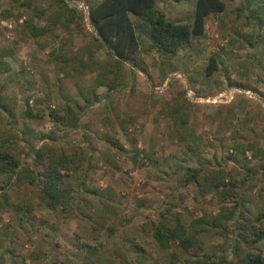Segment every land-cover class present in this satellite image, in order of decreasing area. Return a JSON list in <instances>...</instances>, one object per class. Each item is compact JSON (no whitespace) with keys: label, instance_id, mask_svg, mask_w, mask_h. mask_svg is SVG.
<instances>
[{"label":"rangeland","instance_id":"374dc122","mask_svg":"<svg viewBox=\"0 0 264 264\" xmlns=\"http://www.w3.org/2000/svg\"><path fill=\"white\" fill-rule=\"evenodd\" d=\"M25 1L0 0V54L10 52L5 61L11 68L0 74V94L17 114L16 120L0 114V132L26 138L35 147L47 143L40 139L55 132L56 140L49 146L59 153L88 154L83 162L88 186L99 189L101 199L82 194L78 180L68 178L65 187L74 189L79 204V210L68 217L40 205L29 185L10 188L6 195L0 192V203L6 205L0 208V264H186L190 255L177 243L164 251L155 242L157 223L164 217L171 227L178 219L189 227L193 219L210 217L224 206L214 192L201 194L195 184L186 185L188 168L208 176L217 164L227 171L240 167L243 148L235 150L236 146L253 144L264 153V25L257 21H264V0H224L226 12L207 20L206 35L193 39L175 56L146 45L147 51L137 57L145 72L124 65L126 77L116 82L112 94L107 87H98L96 79L114 59L100 50L91 60L96 49L93 37L98 36L87 6L99 0L75 5L84 14L80 26L58 24L55 34L39 40L24 24L35 20L46 26L49 8L59 10L57 0H30V6L23 5ZM172 1L161 3L170 21L194 20L196 0L183 5ZM242 8L249 11L240 12ZM174 9L185 13L175 15ZM43 10L51 12L49 18L40 14ZM253 10L256 19L247 20ZM4 12L11 16L3 18ZM214 54L219 69L207 77ZM65 59L79 62L66 64ZM83 64L88 67L82 68ZM233 89L238 93L231 103L208 101ZM87 100L92 105L76 130L55 131L47 115L23 118L28 107L48 113L71 101L87 106ZM25 123L34 131V139L23 135ZM189 134L195 136L194 142L185 141ZM253 155L246 152L249 165L261 173L242 189V195L246 213L257 218L264 214V155L257 159ZM31 202L32 213L19 215L18 206ZM236 224L229 223L233 232L228 238L202 236L203 252L214 261L223 257L231 261ZM79 241L96 249L89 256L78 250ZM260 250L264 255V241Z\"/></svg>","mask_w":264,"mask_h":264},{"label":"trees","instance_id":"16d2710c","mask_svg":"<svg viewBox=\"0 0 264 264\" xmlns=\"http://www.w3.org/2000/svg\"><path fill=\"white\" fill-rule=\"evenodd\" d=\"M86 1L69 0L70 3H68L67 0H57L55 4L59 10L53 11L51 7L49 9L52 13L46 10L40 13L43 17L51 16L46 26L40 27L35 24V20H28L24 27L33 39L39 40L55 34L54 27L58 24L69 28L70 24L77 22L80 26L79 24L85 20L84 14L75 5ZM158 1L164 0H99L87 6L89 22L98 36L93 37L96 49L91 53V60L95 59V54L100 50L107 51V54L114 59V64H111L106 72L96 79L98 87H107L109 94L113 93L117 81L125 79L124 65H129L130 68L141 73L145 72V69L138 64L137 57L141 51H147L146 45L165 55L175 56L181 48L190 45L193 39L204 37L209 16L225 13L228 6L224 0H196L194 20L186 23L169 21L165 12L157 7ZM173 1L181 3L193 0ZM23 5L30 6V0H26ZM246 8L239 11L244 12ZM246 11L249 10L246 9ZM255 13L256 11L253 10L251 16H247V20L256 19ZM10 16L9 12L3 13V18ZM257 21L260 27L264 25L262 19L259 18ZM256 43H259L258 40ZM256 43L251 42L250 45L254 47ZM9 55L10 52L7 51L0 54V74L11 71L10 65L5 61ZM69 62L79 61L64 60L66 64ZM80 63L84 61L81 60ZM92 64L95 63L92 62ZM218 64V55H212L206 68L207 77L214 76L219 69ZM87 67L86 64L82 65V68ZM76 71L80 73L79 69ZM109 75H113L112 80L108 79ZM91 105L89 100H87V106L71 101L67 105H58L48 113L44 109L28 107L23 118L35 120L43 119L47 115L55 126V131H64L65 128L76 130L82 127V118ZM6 113L16 120V112L5 103L0 94V114ZM24 129L23 135L33 136L34 139V131L26 123ZM55 140V132H52L47 138L40 139L41 142L48 141L47 143L43 142L40 147H35L26 138L19 140L16 134H9L7 137V133L0 132V192L6 195L10 188H22L24 185H29L34 189L33 196L37 197L40 205L52 211L59 210L70 217L79 210V204L74 189L65 187L68 178L75 177L78 180V190L84 195L98 196L101 199V191L88 186L87 171L83 167L88 154L59 153L57 149L49 146V143ZM195 140V136L190 134L185 138L186 142ZM110 144L124 151L118 143L110 141ZM239 148H243L238 155L243 163L240 167L233 166L230 171L225 170L221 164H217L218 168L210 170L206 176L203 170L188 168L184 175L186 185L195 184L201 194L214 192L224 206L221 211L210 217L202 216L193 219L189 227L184 226L179 219L175 226L171 227L163 217L157 223L153 234L155 242L162 250L167 251L174 243H177L183 252L190 255L184 260L186 264H264V255L260 250V244L264 241V214L257 218L248 216L242 195V189L249 182L257 179L261 173L256 167L249 165L246 152H254L253 157L256 159L264 153L256 149L253 144L236 146L234 149ZM90 153L92 154L93 151ZM261 169L264 172V162ZM230 203L232 206H228ZM5 207L4 203H0L1 209ZM34 209L32 202L25 203L23 206H18V213L26 216ZM232 221L237 223L234 226L237 231H235L236 237L232 246L234 258L228 261L226 257H223L214 261L203 252L202 236L218 235L228 238L233 232L229 226ZM240 221H243L242 224H238ZM78 243L80 246L78 250L86 251L89 256L92 254L91 249H96L83 244L82 241Z\"/></svg>","mask_w":264,"mask_h":264},{"label":"built area","instance_id":"2783aa9c","mask_svg":"<svg viewBox=\"0 0 264 264\" xmlns=\"http://www.w3.org/2000/svg\"><path fill=\"white\" fill-rule=\"evenodd\" d=\"M238 93V90L233 89L230 90L224 94H221L220 96L216 97L213 100H208L213 101V103H231L235 99V95Z\"/></svg>","mask_w":264,"mask_h":264},{"label":"crops","instance_id":"0c3cea01","mask_svg":"<svg viewBox=\"0 0 264 264\" xmlns=\"http://www.w3.org/2000/svg\"><path fill=\"white\" fill-rule=\"evenodd\" d=\"M172 2H174V1H172ZM93 3H95V2H93ZM92 3V4H93ZM161 3H163V1H158L157 2V7L159 8V9H161V10H163V8L161 7ZM176 3V2H175ZM174 3V4H175ZM184 3H187V2H181V3H177V4H179V5H183ZM176 5V4H175ZM164 12H165V14H166V16H167V14H168V12L169 11H166V10H163ZM174 13L173 14H175V15H179V16H182V14H184L185 13V11H182V10H175L174 9ZM212 16H214V15H211V16H209V18L208 19H210ZM167 18H169L168 16H167ZM169 20V19H168ZM170 21V20H169ZM172 22H175V21H172Z\"/></svg>","mask_w":264,"mask_h":264}]
</instances>
